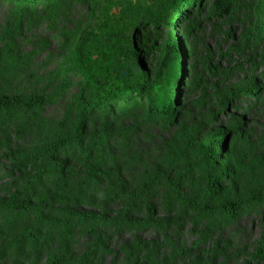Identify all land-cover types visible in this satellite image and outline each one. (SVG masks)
<instances>
[{
  "label": "rangeland",
  "instance_id": "obj_1",
  "mask_svg": "<svg viewBox=\"0 0 264 264\" xmlns=\"http://www.w3.org/2000/svg\"><path fill=\"white\" fill-rule=\"evenodd\" d=\"M260 1L197 0L187 10L176 26L183 54L189 53L184 76L175 111L162 119L145 118L142 103L131 106L130 99L113 100L106 117L86 109L93 94L82 92L84 80L72 66L85 4L20 10L0 0V97L45 102L0 116V264H264V39L255 40ZM166 37L146 26L137 34L150 76L159 54L152 45ZM78 123L86 133L105 125L106 139L90 161L73 150L60 199L58 165L47 157L57 153L54 161H64L55 144ZM218 128L225 153L209 174L219 177L227 162L231 173L219 180L225 199L250 203L210 231L206 218L181 215L168 179L181 176L183 198L198 200L208 178L188 167L180 152ZM234 132L242 139L232 142ZM11 151L32 160L19 163ZM38 153L49 174L36 165ZM188 174L192 180H183Z\"/></svg>",
  "mask_w": 264,
  "mask_h": 264
},
{
  "label": "trees",
  "instance_id": "obj_2",
  "mask_svg": "<svg viewBox=\"0 0 264 264\" xmlns=\"http://www.w3.org/2000/svg\"><path fill=\"white\" fill-rule=\"evenodd\" d=\"M15 7L24 10L29 7L51 6L71 10L76 4H85L86 21L82 26L73 47L72 66L84 80V90L92 91L93 98L85 104L89 112L93 109L104 117L107 108L113 100L130 99L136 106L142 103L143 116L169 118L176 109L177 87L184 76L183 62L189 54H183L181 37L177 32L178 23L189 15L187 10L197 0H7ZM257 9L261 20L256 31L259 37L256 41L264 39V0L258 3ZM143 26L151 27L167 33V37L159 46L152 45L159 52L154 67V75L148 74L147 67L142 61L135 40ZM212 71V68H210ZM143 96L142 99L140 97ZM41 97H0V116L8 117L12 109L21 107L30 109L35 106H44ZM84 109V110H86ZM36 120L40 118L36 116ZM106 127L100 125L98 130L86 133L81 123L73 126L67 139L58 141L55 146L61 150L66 158L62 162H55L57 153H48V159L56 163L60 175L57 181V192L60 199L66 195L65 181L71 168L68 159L75 154L82 153V161H90L92 154L98 152L106 139ZM232 142L242 139L239 133L231 135ZM226 137L218 128L207 135L200 142L191 143L189 140L184 150L180 152L188 167L203 170L208 178L205 192L200 194L198 200L184 199L179 189L181 176L175 174L169 181V190L174 203L181 215L196 214L206 218L210 231L224 227L226 220H233L241 205H248L249 200L236 197L226 200L221 190L219 180L231 173L230 165L225 162L221 167L219 177H211L210 171L216 161L222 158ZM69 146V147H68ZM19 163L28 162L32 158L26 153L11 151L9 153ZM52 155V156H51ZM36 165L46 171L45 159L41 153L35 156ZM204 164L205 166H203ZM192 180L190 174L183 180ZM181 180V182L183 181ZM123 196H119L122 198ZM41 205V203H40ZM25 208L29 206L23 204ZM37 209H45L37 206ZM150 210V209H149ZM127 214L132 209L126 208ZM187 213V214H186ZM77 217L92 218L93 215L78 214ZM159 220L152 221L153 226L159 228ZM31 235L28 241H33ZM264 248V245H262Z\"/></svg>",
  "mask_w": 264,
  "mask_h": 264
}]
</instances>
